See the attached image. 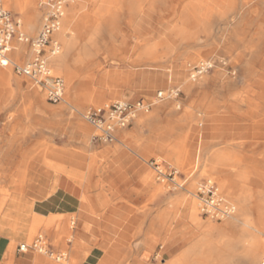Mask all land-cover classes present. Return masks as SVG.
<instances>
[{
    "label": "crops",
    "instance_id": "0c3cea01",
    "mask_svg": "<svg viewBox=\"0 0 264 264\" xmlns=\"http://www.w3.org/2000/svg\"><path fill=\"white\" fill-rule=\"evenodd\" d=\"M125 2L93 0L89 5L85 1L81 2L80 7L84 10H81L82 13L89 8L98 10L94 17L100 21L96 40L102 37L105 41H109L116 36L120 41V47L125 53L127 49L129 54L127 57V54L118 51L115 46L107 45L106 51L102 54L103 62L107 60L110 64L97 72L98 76L94 77L96 80L89 77L78 78L71 83L73 88H83L81 98L71 92V101L53 103L43 96V90L38 89L36 85L34 86L37 88L31 87L26 80L28 78L22 75L19 78L12 77L10 85L0 84V195L11 193L4 203H0L2 205L0 213H3L0 214L2 218L0 219V264H55L37 256L34 249L23 252L19 250V245H15L26 235V232L16 231V224L22 222L23 215L27 216L26 211L32 213L27 239L35 213L46 217L51 215L78 217L73 240L67 241V250L75 260V264H110L109 260L102 262L106 257L107 248L115 253L118 249L124 254L130 253L128 261L130 264H154V256L151 261L147 258L149 253H154L159 247L163 249L165 244L168 245L169 250L164 255L163 264L167 261L169 264L176 262L178 264H261L260 257L264 254L262 232L264 229L258 228V225L260 216L264 215L263 196L257 201V206L261 209L257 208L256 211L244 208V203H241V213L239 211L236 215V209L234 214L240 216V220L231 218L230 223H212V225L202 223L201 220L194 221L191 218L192 210L187 208L159 209L155 214L153 209L130 207L125 203L116 206L107 204L108 206L104 207L99 206V202L98 206H95L97 203L82 204L85 193L82 185H85L90 178V174L85 170L94 167L97 157L92 154L93 152H98V155L103 157L104 171L100 176L103 186L89 195H105L110 199L117 195H130L134 199L133 197L137 195L153 194V189L144 186L146 169L138 161L142 158V154L157 153L176 161H190L193 154L183 155L180 145L195 136L208 146L203 154L204 159L214 160L224 152L233 153L230 148L232 134L228 130L217 128L216 124L211 127L210 120L206 118L204 121H207V125L202 133L196 131L194 134L189 128V131H186L179 119L180 112L170 110L168 107L157 109L151 118L143 121L136 118L127 128L119 129L117 144L105 145L107 143L98 142L99 145L92 147L93 140L89 144L86 143L88 129L83 120L77 121L75 111L79 112V108H82L91 97L85 90L88 79H94V83L90 86L100 90V93L92 96L93 103H103L105 98L131 97L138 94V89L150 90L167 85V80L159 76L157 81L151 80V84L149 83L153 67L148 65L147 56L141 66L137 65L138 42L145 41V46L153 42L154 7L145 8L146 15L145 19L141 20L143 23L140 31L138 21L135 19L137 11ZM164 3L162 2L161 5L163 8L170 5ZM262 8H264V0H254L249 9L243 11L242 16L228 17L225 22L216 21V24H225L226 48L234 49L240 46L242 55L240 69L243 72H264ZM102 26H105L104 33ZM82 35L85 39L83 46L74 48L69 54V68L66 71L70 74L80 75L76 67L87 62L92 55L91 51L100 49L98 43L88 42L86 31H83ZM78 55L80 59H76ZM106 56L109 59H106ZM191 57L192 54L189 53L185 62H182L183 68L189 69L195 65L192 61L196 60ZM113 59H119L120 64H112ZM185 72V69L181 68L172 76L181 84L190 75V72L188 74ZM161 91L166 90L158 91L157 96ZM74 104L79 105V108H74ZM232 117L236 120L242 116L232 114ZM247 120L250 122L246 125L235 123L229 126V130L234 131L235 135L237 130L246 135L250 132L257 134L260 130H264V116ZM188 124L194 128L190 122ZM200 126L203 127L204 122ZM86 153L91 154V157ZM89 159L91 161L87 166ZM224 167L218 168L217 171L223 172ZM28 195L50 196L31 205L23 200ZM10 199L7 210L3 212L4 206ZM174 211L176 216H184L183 219H179L176 236L167 230L166 223L163 224L157 218L159 215L167 216ZM14 213L15 225L10 227V220L5 217L7 215L10 218ZM246 216H250L252 224L244 222ZM252 216L257 218L254 219ZM50 239L52 250L63 247L62 244L58 246L52 244L57 239L55 233L51 234ZM174 249L176 254L174 252L170 254ZM123 253L119 258L123 257Z\"/></svg>",
    "mask_w": 264,
    "mask_h": 264
},
{
    "label": "rangeland",
    "instance_id": "374dc122",
    "mask_svg": "<svg viewBox=\"0 0 264 264\" xmlns=\"http://www.w3.org/2000/svg\"><path fill=\"white\" fill-rule=\"evenodd\" d=\"M4 1H5L6 7L18 19L23 18V16L21 14L14 13L7 6L6 0H4ZM80 1L82 2V0H77V2L74 4H78V3H80ZM163 1H165V0H158L155 2L156 3L155 5H157V6L154 7L155 8L154 9L155 18L152 21V29L154 30L153 31V41H156L160 38L159 34L163 30V25L166 21H168V18L166 16L167 12L165 14V11H163V9L168 10V8L161 7ZM164 4H166V3H164ZM169 4L172 5L171 2ZM232 4H233V8L235 9L236 6L238 4L239 5L242 4V2L240 0L239 1L235 0ZM250 4H252V2ZM38 8L41 12V20H40L39 26L35 32H26L25 27H24L25 25L22 22L23 30L31 38H34L38 35V33L40 32L42 25H43V11L40 9L39 5H38ZM171 9L172 8H169L168 11H170ZM248 9H249V7L246 8V10H248ZM87 11H90V8ZM86 12H84L82 14H85ZM243 14L244 13H242L241 15L239 14V16H242ZM261 14L264 15V8H262ZM89 19L94 20V17L88 18V20ZM216 25L218 26V24H216V20H215V26ZM88 27H89V25H86V27H83V30L81 31L80 36H78L79 38L77 39V42H76L77 47H74L75 49L81 48L83 46L85 39H84V35H82V33H83V31H87L86 29H88ZM104 27L105 26H102V32H103ZM22 28H20L21 31H23ZM217 36L219 37L220 33ZM218 37H215L211 40V43L216 47V51L214 53V56L221 58L222 56L225 55L228 59L231 60V62L228 65L223 66V67H226V70H228V72H229L234 67L240 66L241 59H242L241 48L239 46L237 48L235 47L234 49H232L231 47L229 49H227L226 48V40H219ZM96 39H95V42L99 44L98 46L100 49L96 50L95 51L96 53L94 52V50L91 51L92 55L90 56V58L87 59V62L84 65L80 64L78 67H76V70L78 71V73H80V75L82 73L84 76L87 75L90 78L97 77L98 76L97 72L99 70L104 69L107 65L110 64L109 61H107V60L103 62V55L102 54L106 51L107 45L110 47L115 46L116 48H118V51L125 53L124 49H122L120 47V41L117 39L116 36H115V38L110 39L109 41H105L104 39H102V37H100L98 39V41ZM59 41H61V40H59ZM15 44H17V43H15ZM20 45L23 46V48H25V52H26L25 57L22 58L21 60H15L14 63H24V62L31 60L33 58V52H32L31 46L28 44H20ZM116 48H115V51L118 52ZM140 48H141L140 46L137 47L138 57H140L139 56V54L141 52ZM48 50H50L49 47H48ZM63 50H64V48L62 45V52L56 56H60L63 53ZM155 52L162 54L160 57V61L162 62V66L161 67L153 66V68L151 67L153 69V73H152V77H150L151 79H150L149 83L151 84V80L157 81V76H159L161 79H162V77H164L167 80V85L165 87L160 86V87H157L155 89L150 88V90H149V88L138 89V94L131 96V97H115V98H111V99L105 98L103 103H93L92 96L94 94L100 93V90L94 86L93 87L90 86V84L94 83L96 78H94L95 80L94 79H88L90 81L87 80V85L85 87V90L87 93H89L91 95V97H90V99H88V102L85 105H82V108H79V105H77V104H74V108H76V109L79 108V110H80L79 112L75 111V116L77 117V121L83 120V122H85V124L92 127L91 141L93 140L94 128L84 118V115H83L88 109H90L92 107H109L119 100L130 101L133 103L137 102L139 100H145L147 102L152 101V102H154V104H153L152 108L150 109V111H148V112L140 111L137 114L136 118L138 120L143 121L147 118H151L154 115V113L157 111V109L168 107L170 110H176V111L180 112L179 119L182 123L183 128L186 131L191 130L194 132V134L197 131V133L200 134V133H202L203 128L206 127L207 121H204V126L202 127V126H200V124H203V120L195 119V116H193L192 118L188 117V119H187L186 113L192 112L193 115L195 114L196 116H198L197 118H201V117L203 118L206 115V118H208L210 120L209 123H210L211 127H212V125L216 124V125H218L217 128L226 129L232 134V138L230 141V143L232 144V145H230L232 152H237L241 156H245L247 158H253L254 160H259L261 162L258 165V173H259L260 177L256 176V179L250 188H248L244 191L243 190H237L238 191L237 195L231 196L229 194L228 190L223 188V186L221 184V179H220L222 177H224L226 179L229 178V175L227 173H225L223 171V172L213 174V173H209V172H206L203 170V163H204V161H203V159H204L203 154L204 153L203 152L205 151L206 147H205V144L201 141V139H199L198 137L195 136V137H191L188 141H183V143L180 145L181 146L180 149H181L183 155H184V153L185 154L189 153V155L193 154V158L191 161H188V160L187 161H182V160L176 161V160H174L168 156H165L162 154H157V153H150V154H142L141 155L142 158L138 159V161L141 162V165L146 169L145 173L148 174V175L145 174V176H146L145 180L146 181L144 183V186H145V188L153 189V194L152 195H137V197H133L135 200L132 199L130 197V195H126V196L117 195L113 199L105 197V195H89L90 193H92V191L100 190V188H102V186H103V184L100 182V176L102 175V172L104 171L103 170L104 167H103V163H102L103 157L99 156L98 152H93L92 154L96 155L97 157L95 158L96 161H95L94 167H92L91 169L88 168L89 170L88 169L85 170L87 174H90V176H89L90 178L88 179V182L85 185H82L85 189V193L82 197V204L89 205L90 203H92V204L97 203V204H95V206H98V202H99V206L104 207V206H108L109 204L116 206L119 203H125V204H128L130 207H136V208H141V209H153V211L156 214L159 209H165V208L173 209V208H171L172 204H170V201H174L176 197L180 196L181 200H182L181 202H183V203L179 204L178 207H176L175 209H185V208L190 209L188 203L186 202V200L184 201V199H182V197L183 198L185 197V199L192 198L193 193H195V191H196L197 185L201 181L211 179L212 181L216 182L219 185L222 194L235 204V206L237 208L236 215L239 213L240 208H241L239 202L237 201V198H239L240 196L241 197L243 196V198H245V202H243L244 208L246 207L249 209H254L256 211H257V208L261 209V207L257 206V201L260 198V195H257V192H259V190H261V188L264 187V161H261V158H262V160H264V137H263L264 136V130H260L257 134H253V132H250V134H249L250 136L248 134L246 135V133L245 134L242 133L239 130H237V132H236L237 135H235L234 131L229 130L230 125L232 126L235 123H237L238 125H246L247 122L249 123L250 121H248L247 119L242 118V117H239L236 120L233 119L232 113L227 111L229 105L231 104V98L232 97H229V95L226 93V91L225 92L222 91L221 93H218L217 92V82L213 81L209 85H207V87H205L203 89L205 93H203L202 89H200L199 87H195L194 90L191 92H186L185 90H183V88H181V84L178 81H176L172 75L177 70H181V68L183 70L185 69V71H186L185 73H187V74L189 72H191L192 68L195 69L200 62V58L195 53H192V52L190 53V54H192L191 58H194L196 60V61H192V63H195V65L192 66L191 68L189 67V69H188L185 67L183 68V66H182V62H185L186 57H187V54H185L186 53L185 51L182 50L181 51L182 54L179 55V54H177V52L170 50L168 47L160 45L157 47ZM169 52H170V54H169ZM125 54H127V57H129L127 49H126ZM172 57H173V59H172ZM237 59L239 60L238 62H237ZM144 61H145V59L143 61L138 62L137 65L141 66L144 63ZM14 63H11L7 67L0 68V73L2 71H5L7 73L9 72L11 74V79H12V77L19 78L20 75L15 71V69L13 67ZM50 64L52 66V69L54 70L53 73L56 76L62 77L65 81V99H64V101L65 100L71 101V99H72L70 97L71 92H73L74 95H76L77 97L81 98V93H82L83 88L77 89V88H73L72 87L73 85L69 86V83H67L68 81H67L65 75L62 72H59L57 70V66H56V64L52 58L50 59ZM90 74H92V75H90ZM11 79H10V81H11ZM26 80L29 81L31 87L37 88L36 86H34V84L29 79H26ZM222 82L223 81L221 80V82L218 85L222 84ZM9 85H10V82H9ZM38 89L43 90V92H44L43 96L45 98H47L45 88L43 86H38ZM76 89H77V92H76ZM178 89H180L179 96L178 97L173 96L171 94V92L176 94ZM160 90H166V94L164 95V97H165L164 99H159V97L156 98L157 93ZM217 94H218V96H217ZM214 97L218 98V100H219V102L217 101L218 103H212ZM190 105H192V106H190ZM204 105H205V109H204ZM200 106L202 108H200ZM178 107H180V108L177 109ZM188 107L190 108L189 110H187ZM243 107L245 108L246 105L244 104ZM244 108L242 110H244ZM196 109H198V110H196ZM200 109H201V111H200ZM201 114H204V115H201ZM136 118H134V119H136ZM177 119H178V117H177ZM189 122L192 125H194V128L189 126V124H188ZM188 128H189V130H188ZM118 131L116 133V138L118 137ZM252 135H254V136H252ZM249 140H250V142H249ZM245 141L247 143H249V145L247 143L246 144L243 143ZM111 144H117V140H115L114 142H111V143H107L105 145H111ZM97 145H99L98 142H95V141L92 142V147L93 146L95 147ZM251 145H254V146L249 147ZM86 154L89 157H91V154H89V153H86ZM153 158L159 159L161 161H165L167 164H170V165L176 167L183 174V176L188 178L186 188L185 189H179V190H173L167 181H159L156 177L155 171L148 164V161L150 159H153ZM90 159L88 160L89 162L87 161V166L89 165V163L91 161ZM90 166H91V164H90ZM243 166L245 168L249 167L250 162L248 160H245V162L243 163ZM192 173H193V175L190 176ZM138 191H140V190H138ZM4 196L9 198L8 195H0L1 198H3ZM49 196L50 195H28L26 198H23V200L24 201L26 200L29 204L32 205V204H35L38 200L47 198ZM86 196L88 197V199L86 201H84V197H86ZM10 202H11V199H10V201L8 200L7 204L4 206L3 212H5L7 210ZM198 206H199V209H198L197 216L202 221V223H205V224L227 223L231 219L230 218L229 220L226 219L223 221H217L215 219L204 217L201 215L199 200H198ZM175 213L176 212L174 211V212H171L170 214H168L165 218V221L167 224V230H169L173 235L176 236L178 233V224L180 223L179 219H183L184 216H176ZM0 214L3 215V213H0ZM25 214L27 216L25 217L23 215L24 218H23L22 222L16 224V228H17L16 231L20 230L21 232H26V235H25V237H22L18 242H16L15 245L17 246V245H20L21 243L31 244L39 235L45 236L47 243L50 245L51 244L50 236L52 233H55L57 236V239L52 244L54 246H58V245L62 244L63 247L56 249L54 251L57 254H65V259L63 260V264H75V260L71 257V254L67 250V241L69 240V237L71 240L73 239V235L75 233L74 231L76 230L77 225H78V217L76 215H70L68 217H66L64 215H51L49 217L43 216L45 218H43V220L40 223L41 229H39L38 231H36L32 235L30 234L28 239H27L28 229H29L28 227L30 225V220H31L30 215L32 213L30 211H26ZM1 215H0V219H2ZM15 215L16 214L14 213L12 216H10V218L7 215L5 217V218L10 220V227H13V225H15V221H14ZM177 215H178V213H177ZM260 217H262V216H260ZM155 218H156V216H155ZM252 218L256 219L257 217L252 216ZM51 219H52V223L49 224L48 220H51ZM259 221H260L259 225H258V226H260L259 228L264 229V227L260 224V223H262L261 220H259ZM44 226H46L48 229H45ZM262 232L264 233V231H262ZM76 242H77V240H76ZM168 250H169V247H168V245L165 244L163 249H161L160 247L158 249H155L154 253H150V255H148L147 258L151 261V259L154 256V264H163L164 258H165L164 255ZM105 252H106V257L103 259L102 262H104L105 260H109L111 262L110 264H130L128 262L130 253L124 254L121 249H118L115 253L112 251V249H108V248L105 249ZM173 252L176 254V249H174V251H171L170 254H173ZM34 253L39 257H45L46 259L52 261L55 264H62V263L57 262V260L54 257H50L48 254L40 253L39 251H36V250L34 251ZM121 253H123L122 254L123 257L119 258ZM262 259H264V254L260 257V262L262 261ZM119 260L120 261L126 260L127 262L126 263L125 262L124 263L118 262ZM166 264H169V261H167Z\"/></svg>",
    "mask_w": 264,
    "mask_h": 264
},
{
    "label": "bare ground",
    "instance_id": "6f19581e",
    "mask_svg": "<svg viewBox=\"0 0 264 264\" xmlns=\"http://www.w3.org/2000/svg\"><path fill=\"white\" fill-rule=\"evenodd\" d=\"M82 1L87 2L88 5L91 2H93V0H82ZM122 1L123 2L126 1L125 4L127 3V5L132 6L133 9L137 11V15L135 19H137L136 21H138V28L140 30L143 23V21L141 20L142 19L144 20L146 15L145 8L146 7L153 8L157 6L155 5L156 4L155 2L158 0H122ZM234 1L235 0L233 1L232 0H174V1L165 0L163 1L166 3V5L167 3L170 2L172 3V5H168V7L166 6L168 10L169 8H172L170 11H168L167 9H163V11H165V14L167 12L166 16L168 18V21L164 23L163 30L160 32L159 34L160 38L158 40L153 41L147 46L144 45L145 41L138 42L139 46L141 47V52L139 54L140 57H137V59L138 62H140L145 59V56H147L148 58L146 59L148 60L146 61H148L149 66L161 67L162 62L160 61V57L162 54L155 52L157 47L160 45L168 47L170 50L177 52V54L179 55L182 54L181 53L182 50L185 51L186 52L185 54L187 55L191 52L195 53L200 58V62L195 69L192 68L187 80L184 83H181V88H183V90H185L186 92H191L194 90L195 87H199L200 89H202L203 93H205L203 89L207 87V85H209L213 81L217 82V92L221 93L222 91L224 92L226 91L229 97H232L231 104L229 105L227 111L231 112L233 115H239L245 117L246 119L253 120L255 118L264 116V72L257 73V72L241 71L240 67L242 64V59L240 66L234 67L231 71L228 72V70H226V67L223 66L228 65L231 62V60L228 59L225 55L222 56L221 58L214 56L216 47L211 43V40L215 37H218L217 35L219 33L220 36L218 37V39L226 40L225 24L224 23L222 25L218 24V27H216L215 20L219 22H225L228 17L233 16L236 18L237 16H239V14L241 15L243 11L246 10V8L251 5L250 3L251 2L253 3L254 0H243L242 4L240 5L238 4L235 9L233 8V4H232ZM76 2L77 1L70 3L66 7L64 16L62 18L61 26L59 30L56 31V33L53 35L54 42L57 43L60 47L59 53H57L56 55L62 52V45L64 48L63 53L60 56H56V55L50 56V59L52 58L53 61L55 62L57 66V70L65 75L68 81L67 83H69V86L74 80L78 78L81 79V78L89 77L87 75L84 76V75L70 74L66 71V69L69 68V61H68L69 54L74 50V47L77 45L76 42L77 39L79 38L78 36H80L83 27L89 25L88 29H86L88 42L94 43L95 39L97 38L96 35L98 32V28L100 26V21L97 18H94V20L91 19L88 20V18L95 17L98 10L90 9V11H87L85 14H82L81 10L83 9L82 7H80L81 1L78 4H74ZM6 3L7 6L14 13L21 14L23 16V18L20 19L21 28L23 22L25 25L24 27L26 32H35L37 30L39 26V22L41 20V12L38 8L39 5L38 0H6ZM154 9L155 8H153V10ZM217 28H218V32H216ZM22 32L27 34L24 30ZM20 44H27V43L18 42L17 39L14 41L10 53L11 63H14L15 60H21L22 58L25 57V53H26L25 48H23V46H21ZM78 56L76 59L78 58L80 59V56L79 57ZM105 58L109 59L108 56H106ZM119 61H120L119 59H113L111 60V63L115 65H119L120 64ZM238 61L239 60L237 59V62ZM0 68H4V67H0ZM10 79H11V74L9 72L7 73L5 71H2L0 73V84L4 83L6 85H9ZM221 80L223 81L222 84L218 85L221 82ZM178 91H180V89H178ZM161 92L164 97L166 91H161ZM158 97L159 96H157L156 98ZM217 101L219 102L218 98L214 97L212 103H218ZM244 104L246 105L245 107L246 109L243 107ZM205 105H204V109H205ZM200 108L202 107L200 106ZM243 108L244 110H242ZM189 109L190 108L188 107L187 110ZM193 116H195V119L203 120V122L206 119V115L203 118L202 117L197 118L198 116H196L195 114L193 115L192 112L186 113L187 119L188 117L192 118ZM85 125L89 132L86 139V143L89 144L91 143L92 127H90L87 124ZM253 146L254 145H251L249 147H253ZM205 147L206 148L208 147L206 143H205ZM245 160H248L250 162V166L247 168L243 166ZM203 161H204L203 170L213 174L219 173L217 171L218 168L221 167L223 168L225 166L224 172L229 175V178L227 179L224 177L222 178L219 177V178L221 179V184L223 188L227 189L231 196L237 195L238 192L237 190L244 191L250 188L251 185L254 183L256 176L260 177L258 173V165L261 162L259 160H254L253 158H247L245 156H241L237 152H233V153L224 152L221 155L215 157L214 160H208L205 158L203 159ZM261 161L264 160H262L261 158ZM257 195L264 197V187L261 188L259 192H257ZM6 198L7 197L4 196L0 201V203H4ZM87 199H88L87 196L84 197V201H86ZM182 199H184V201L186 200V202L189 205V208L192 210L193 215L191 216V218L194 221H200L199 217L197 216L199 206L195 193H193L192 198L185 199V197L184 198L182 197ZM181 201L182 200L180 196L176 197L174 201H170V204H172L171 208L178 207L179 204L183 203ZM237 201L241 205V203L245 201V198H243V196L242 197L240 196L239 198H237ZM1 206L2 205L0 204V207ZM239 217L240 216L232 215L231 217L228 218V220L230 218L239 219ZM249 217H247L246 220L244 219L242 220H244L246 224H252ZM43 218L45 217L39 215L38 213H35L34 221L30 229L31 235L34 234L39 229H41L40 223L43 220ZM157 218L161 220L163 224L166 223L165 221L166 216H164L163 214L159 215ZM260 220L262 222L261 225L264 227V215L260 217ZM48 222L49 224H51L52 219L48 220ZM230 222H232L231 219L227 223ZM44 227L45 229H48L46 226ZM259 227L260 226H258V228ZM227 239L229 238H226V240ZM69 240H71L70 237ZM41 258L46 259L45 257H41Z\"/></svg>",
    "mask_w": 264,
    "mask_h": 264
},
{
    "label": "built area",
    "instance_id": "2783aa9c",
    "mask_svg": "<svg viewBox=\"0 0 264 264\" xmlns=\"http://www.w3.org/2000/svg\"><path fill=\"white\" fill-rule=\"evenodd\" d=\"M77 0H38L43 11V25L34 38L21 31V21L0 0V67H7L11 63L10 53L14 41L27 43L33 51V58L24 63H14L15 71L32 81L36 86H43L47 99L53 103L64 101L65 81L56 76L50 64V56L59 53L60 47L53 40V35L59 30L66 7ZM50 47V50L47 48ZM178 97L180 91L176 94ZM159 99H164L162 92ZM154 102L139 100L137 102L117 101L109 107H92L84 113V118L93 126V141L111 143L116 140L119 129L128 127L140 111H150ZM150 167L155 171L159 181H167L173 190L185 189L188 178L174 166L159 159H150ZM193 173L190 175L192 176ZM200 202L201 215L217 221H223L234 215L235 204L225 197L219 185L207 179L201 181L195 191ZM30 249L48 254L57 262L63 264L64 254H57L50 248L45 236L39 235L30 245L21 243L19 250L26 252ZM261 264H264V259Z\"/></svg>",
    "mask_w": 264,
    "mask_h": 264
}]
</instances>
